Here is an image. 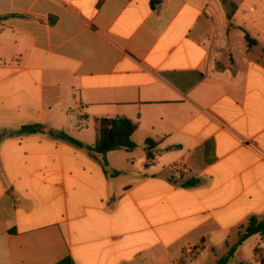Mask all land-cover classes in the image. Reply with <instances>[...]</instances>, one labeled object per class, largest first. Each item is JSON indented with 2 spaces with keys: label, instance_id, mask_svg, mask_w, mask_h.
Listing matches in <instances>:
<instances>
[{
  "label": "crops",
  "instance_id": "crops-1",
  "mask_svg": "<svg viewBox=\"0 0 264 264\" xmlns=\"http://www.w3.org/2000/svg\"><path fill=\"white\" fill-rule=\"evenodd\" d=\"M228 1L0 0V133L83 144L0 139V264H217L264 216V0ZM121 116L105 170L87 146Z\"/></svg>",
  "mask_w": 264,
  "mask_h": 264
},
{
  "label": "trees",
  "instance_id": "trees-1",
  "mask_svg": "<svg viewBox=\"0 0 264 264\" xmlns=\"http://www.w3.org/2000/svg\"><path fill=\"white\" fill-rule=\"evenodd\" d=\"M162 0H151V8L156 9ZM229 9L228 16L234 11L233 5L228 0H222ZM246 41L249 45L255 44V42L246 35ZM96 125V143L93 146H87V149L101 157V163L103 168L107 170L108 161L107 154L111 151L125 150L131 151L136 147L132 136L137 130L139 123L135 122L125 116L121 117H101L95 119ZM36 133H47L51 137L61 139L70 143H73L79 147H83V144L76 140L72 135L63 130H45L40 124H28L22 126L19 130L0 133V139L5 136H22L31 135ZM156 142L152 139L146 140V151L150 158V151L155 147ZM113 174H118L113 172ZM241 230L238 242L229 250L228 255L221 259L217 264H226L228 259L234 255L236 248L240 246L249 237L259 234L264 237V216L259 218L252 216L248 219L247 223L239 228ZM59 264H72L70 260H64Z\"/></svg>",
  "mask_w": 264,
  "mask_h": 264
}]
</instances>
